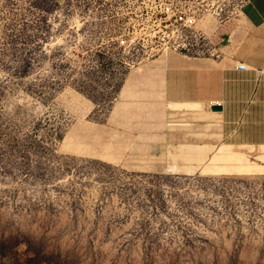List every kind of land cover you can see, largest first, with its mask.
<instances>
[{
    "label": "rangeland",
    "instance_id": "1",
    "mask_svg": "<svg viewBox=\"0 0 264 264\" xmlns=\"http://www.w3.org/2000/svg\"><path fill=\"white\" fill-rule=\"evenodd\" d=\"M156 7L0 0V264H264V167L136 168L126 149L110 161L65 147L81 123L113 134L125 77L180 52L152 40ZM219 7L187 55L245 32L241 5Z\"/></svg>",
    "mask_w": 264,
    "mask_h": 264
},
{
    "label": "crops",
    "instance_id": "2",
    "mask_svg": "<svg viewBox=\"0 0 264 264\" xmlns=\"http://www.w3.org/2000/svg\"><path fill=\"white\" fill-rule=\"evenodd\" d=\"M241 16L245 32L211 46L209 56L172 53L132 70L111 116L113 134L81 123L65 147L110 161L126 149L121 158L136 168H200L217 157L233 162L221 170L264 167L246 156L264 150V0H246Z\"/></svg>",
    "mask_w": 264,
    "mask_h": 264
},
{
    "label": "built area",
    "instance_id": "3",
    "mask_svg": "<svg viewBox=\"0 0 264 264\" xmlns=\"http://www.w3.org/2000/svg\"><path fill=\"white\" fill-rule=\"evenodd\" d=\"M224 1L226 0H159V8L148 12L149 31L154 33L152 40L161 49L170 48L175 52L180 51V54H189L192 48L200 47L197 35L190 36V31L195 30L198 20L204 15H214L218 9H222L223 7L219 6L220 2ZM231 1L237 6L241 5V9L246 2ZM193 37L195 39H191ZM238 67L248 70L246 64H240Z\"/></svg>",
    "mask_w": 264,
    "mask_h": 264
},
{
    "label": "water",
    "instance_id": "4",
    "mask_svg": "<svg viewBox=\"0 0 264 264\" xmlns=\"http://www.w3.org/2000/svg\"><path fill=\"white\" fill-rule=\"evenodd\" d=\"M213 111H214V112H221L222 109H221L220 107H215V108H213Z\"/></svg>",
    "mask_w": 264,
    "mask_h": 264
}]
</instances>
